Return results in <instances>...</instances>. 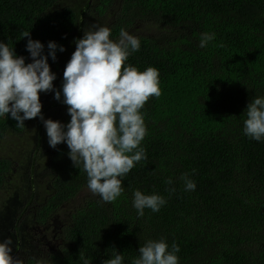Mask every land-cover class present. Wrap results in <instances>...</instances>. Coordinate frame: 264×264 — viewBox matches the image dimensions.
Masks as SVG:
<instances>
[{
	"label": "trees",
	"instance_id": "trees-1",
	"mask_svg": "<svg viewBox=\"0 0 264 264\" xmlns=\"http://www.w3.org/2000/svg\"><path fill=\"white\" fill-rule=\"evenodd\" d=\"M91 1L76 6L65 0H0V41L26 63L32 62L27 32L45 45V54L49 41L63 45L56 61H48L57 74L83 37L86 19L97 20L92 30L110 28L113 40L137 24L153 28L134 35L141 47L125 62L160 73L162 94L141 109L147 159L123 178L122 195L105 203L88 189L87 174L82 165L74 167L66 143L49 154L44 150L45 163L29 175L28 216L43 226L63 213L64 222L46 259L28 257L25 264H102L114 249L124 264H132L140 246L162 238L179 245V264H264V141L243 133L248 103L264 96V0H96L93 11ZM202 33L215 34L205 48L199 47ZM67 107L64 124L70 121ZM28 122L19 127L0 117V138L12 133L11 148L20 146L17 132L28 134L34 126ZM184 173L195 181V191L184 190ZM15 174L13 162L0 158L1 207ZM169 177L173 185L166 184ZM169 187L176 191L169 193ZM137 189L164 196L166 205L139 217L132 206Z\"/></svg>",
	"mask_w": 264,
	"mask_h": 264
},
{
	"label": "clouds",
	"instance_id": "clouds-1",
	"mask_svg": "<svg viewBox=\"0 0 264 264\" xmlns=\"http://www.w3.org/2000/svg\"><path fill=\"white\" fill-rule=\"evenodd\" d=\"M110 36L111 29L101 26L84 31L83 37L74 41L75 51L65 66L60 89L54 87L57 74L48 61L49 57L56 61L57 51L66 50L63 45L49 41L45 54V45L27 32L26 50L32 62L26 63L14 47L0 41V117L7 115L19 127H25L26 120L39 117L46 128L48 144L52 148L67 144L74 167L82 165L87 174L88 189L105 203L122 195L123 178L138 162L147 159L146 149L141 146L147 135L141 109L150 97L162 94L159 69L149 66L140 71L125 63L140 50L139 38L125 29L120 30L116 40ZM214 38V33H202L199 47L205 48ZM42 92H54V98L68 106L67 124L44 118ZM246 117L244 135L264 141V96L251 99ZM180 179L185 191L196 190L190 174L184 173ZM173 183L171 177L166 180L168 185ZM167 191L174 193L176 189L169 187ZM166 203L167 199L157 193L145 194L139 189L133 193L132 206L139 217L144 216L145 209L159 212ZM12 252L11 237L0 240V264H21ZM138 252L132 264H179V245L169 246L163 238L149 239ZM102 264H124V256L114 249Z\"/></svg>",
	"mask_w": 264,
	"mask_h": 264
},
{
	"label": "rangeland",
	"instance_id": "rangeland-1",
	"mask_svg": "<svg viewBox=\"0 0 264 264\" xmlns=\"http://www.w3.org/2000/svg\"><path fill=\"white\" fill-rule=\"evenodd\" d=\"M66 3H70L76 6L85 5L84 0H65ZM96 0H92L90 6L93 7L97 4ZM116 13V8L112 12L109 10V17L106 19V24L111 23V18L114 17ZM100 20V24H104V20ZM85 30L91 31L94 28L96 21L85 20ZM91 25H90V24ZM93 24V25H92ZM89 25V26H88ZM154 31L151 28L150 31H146L145 24H137L134 26V29L131 30V34L137 36L148 35ZM155 35V34H153ZM65 69V67H64ZM64 69L57 73V79L53 82L56 89H60L63 81V72ZM40 97L45 101H54V92L41 93ZM62 98V97H61ZM54 111V110H53ZM50 112V115L54 113ZM37 118V117H36ZM32 118V120H36ZM52 119V118H50ZM46 135V131H44ZM14 137V136H13ZM22 146L26 147L27 137L25 135L21 136ZM22 146L15 148L12 147V137H9L5 140H0V156H11L13 158H18V160H13L15 165L18 167L17 175L18 182L17 186L19 189L15 194L7 201L4 206H0V240H3L5 237H11L13 240V252L12 256L15 260H19L23 264L28 257L46 259L50 254L49 249H53L56 244L57 230L63 224V213H60L58 217H54L52 220H49L45 225L36 226L28 216V211L30 207L28 206L25 209L30 196L31 191L29 188V165L28 160L26 159L27 152ZM21 148V149H20ZM20 149V151H19ZM8 187H12L7 186ZM7 190V189H6ZM5 191V190H4ZM22 213V216H21ZM21 216V217H20ZM20 217V220L18 218ZM20 240L19 247L17 248V240Z\"/></svg>",
	"mask_w": 264,
	"mask_h": 264
},
{
	"label": "flooded vegetation",
	"instance_id": "flooded-vegetation-1",
	"mask_svg": "<svg viewBox=\"0 0 264 264\" xmlns=\"http://www.w3.org/2000/svg\"><path fill=\"white\" fill-rule=\"evenodd\" d=\"M40 99H41V102L43 105L41 111L44 115V118L45 119L52 118L53 120L60 121L62 119V116L65 114L63 111V108H66L67 105L63 104L62 102H58L56 99H54V101H45L41 97H40ZM52 111L54 113L53 116L50 115V112H52ZM28 124L29 125L34 124V126H31V131L28 134H26L25 132H17V134L20 137L23 135L28 136V138H27V143H29L28 146L25 147V146H22V144L20 146H22V148L25 149V151L27 152L26 159L28 160L29 175H30V172L37 171L40 163H45L47 155L44 153V150H49L48 151V154H49L53 151L54 148H52L48 143H45V138H44L43 132L46 131V128H45L43 122L39 119V117H37L36 120L29 119ZM38 125H40V127ZM11 136H12V133H10V134L8 133L5 136H3L2 138H0V140L8 139ZM20 149H19V151H20ZM2 157L6 158V159H10L13 162V165H15V162L13 160H18V158L15 159L11 156H0V158H2ZM15 167H16V174L13 176V181L9 184V186L10 185L14 186V188L12 189V187H8V188L5 187V189H4L6 192L9 193V197H8L9 199L19 189V187L17 186V184H19L18 175H17L18 167L16 165H15ZM28 184H29V188L31 191L30 183H28ZM7 201H6V203H7ZM28 206L26 205V207H28ZM41 257L36 258V259H41ZM23 264H25V262Z\"/></svg>",
	"mask_w": 264,
	"mask_h": 264
}]
</instances>
